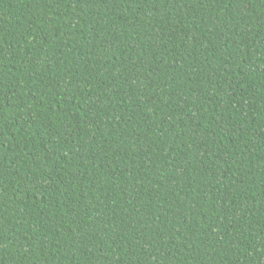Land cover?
Here are the masks:
<instances>
[{
    "label": "trees",
    "instance_id": "obj_1",
    "mask_svg": "<svg viewBox=\"0 0 264 264\" xmlns=\"http://www.w3.org/2000/svg\"><path fill=\"white\" fill-rule=\"evenodd\" d=\"M0 264H264V0H0Z\"/></svg>",
    "mask_w": 264,
    "mask_h": 264
}]
</instances>
